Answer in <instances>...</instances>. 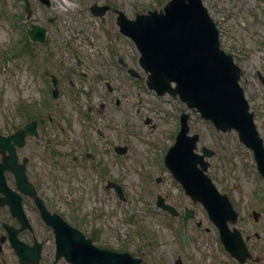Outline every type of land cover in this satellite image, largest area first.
I'll use <instances>...</instances> for the list:
<instances>
[{
  "label": "rangeland",
  "instance_id": "374dc122",
  "mask_svg": "<svg viewBox=\"0 0 264 264\" xmlns=\"http://www.w3.org/2000/svg\"><path fill=\"white\" fill-rule=\"evenodd\" d=\"M65 1L69 6L62 9L55 0L50 6L29 0L33 15L27 20L23 0H0V134L16 133L39 114L52 119L47 125L57 130L62 147L71 155L80 157L86 141L98 147L94 160L102 158L108 169L102 187L97 186L89 157L83 179L77 177L71 182L73 159L65 168L68 177L62 179L64 186L75 188L76 197L81 199L82 223L86 218L95 220L96 226L89 224L91 221L88 225L99 228L96 245L127 250L144 258L143 264H175L177 255L182 257V264H234L235 260L220 248L218 232L202 205L193 204L164 163V154L178 133L180 114L191 110L177 96H158L146 86L135 43L119 32L114 11L99 17L90 11L95 2L110 4L133 18L136 12L161 9L166 0ZM203 3L220 30L221 46L242 68L241 84L264 137V0ZM31 23L45 26L47 37L42 44L32 41L31 45L29 40L26 48L32 49L30 55L24 54L22 44L28 41ZM129 68L137 70L139 76L131 77ZM53 77L58 80L57 97L51 92ZM189 120L191 133L200 134L197 150L200 152L203 145L215 150L216 155L208 158L212 164L208 172L218 189L228 191L240 212L237 226L259 246L255 254L264 257V196L253 152L238 140L236 131L215 130L199 113H191ZM39 131V135L27 137L22 155L31 157L34 174L30 177H38L50 197L51 190L59 185L52 162L41 154L33 157L31 152L46 153L47 143L56 134H48L41 126ZM116 145L128 146L127 152L117 153ZM52 150L55 154L54 147ZM38 171L42 174L36 176ZM107 179L121 184L123 198L106 186ZM92 181L97 183L94 189L90 187ZM158 194L177 206L180 215L170 217L157 209ZM186 206L196 210L187 228L182 222ZM254 209L262 212L257 222L251 216ZM199 219L203 221L201 227L196 225ZM256 231L260 239L254 237Z\"/></svg>",
  "mask_w": 264,
  "mask_h": 264
},
{
  "label": "water",
  "instance_id": "95a60500",
  "mask_svg": "<svg viewBox=\"0 0 264 264\" xmlns=\"http://www.w3.org/2000/svg\"><path fill=\"white\" fill-rule=\"evenodd\" d=\"M43 1L49 3L48 0ZM106 7L98 11L92 7V10L96 14L103 13ZM27 8L31 15L29 3ZM164 8L150 11L149 14H138L133 20L128 19L123 11L119 12L121 32L137 43L142 54L140 64L149 72L148 86L158 94L171 92L179 95L188 107L200 111L203 118L211 119L218 130L237 129L239 139L255 152L259 170L264 175L263 139L258 135L239 84L240 68L229 53L220 49L218 29L209 17L207 8L202 0H170ZM45 32V27L33 25L30 36L43 41ZM132 73L136 74L133 70ZM172 82L176 85L172 86ZM188 116L182 114V127L176 144L167 154L166 164L181 180L191 198L203 203L231 253L245 261L249 253L240 232L237 229L231 231L228 226L229 221H236L237 212L227 196L218 193L210 178L204 174L208 164L203 161L202 155L194 153L199 135H188ZM20 134L0 136V151L11 148L10 156L0 166L14 170L18 183L29 188L28 184L25 185L28 182L23 168L16 167L13 162L15 150L11 140L14 138L20 144L17 139ZM120 151L124 152L125 149L121 148ZM191 215L192 210H188L186 219ZM122 256L117 255L119 264ZM127 259L123 264L141 262V259L130 258L129 255Z\"/></svg>",
  "mask_w": 264,
  "mask_h": 264
},
{
  "label": "flooded vegetation",
  "instance_id": "af4514ba",
  "mask_svg": "<svg viewBox=\"0 0 264 264\" xmlns=\"http://www.w3.org/2000/svg\"><path fill=\"white\" fill-rule=\"evenodd\" d=\"M96 76V75H95ZM31 119H36L38 122V131H39V126L43 128L47 133H53L54 135L56 134V138L52 140V142L49 141L46 145V153H44L43 150H38L36 154L31 152V155L37 156L38 154H41L40 156H43L42 158H50L52 157V160H54L55 165L52 164V172H54V176L56 177L57 182L59 185L57 188L54 190H51V196L49 197L45 191H44V183L38 180V177H30V174H34L32 172V163L33 161L31 160V157L28 154H24L22 148L26 150V145H27V140L29 136L31 135H24V145L20 148H18V155L21 160L27 158V166H26V172L28 173L29 179L35 183L36 188L38 190V193L41 195L43 198L45 204L47 205L49 211H52L54 213H58L60 216H63L72 227H76L80 229L82 232H84L89 238L92 239L94 243L98 241V231L97 228H92V225H88L89 220H85V223H82L80 218L82 217L81 215V210H80V198L76 197V194L74 193L75 188L68 189L66 186H64L63 178L68 177L65 174V168L67 166V163H69L70 159H73L75 162V166L71 169L72 172V177H71V182L73 179L79 177L83 178L84 177V171L86 168V163L87 161L85 160L86 158L89 159L91 158L92 160L90 161L89 167L93 170H95L98 178V186L102 187V183L104 182L105 175L108 171L107 167L104 166V163L101 161V159H98L97 162L95 163L94 159V154L90 153V146L88 144V141L84 142V148L81 150V156L77 157L76 155H71L69 153V149H65L62 146L64 143H60V137H57V130L52 128L50 124L47 125V122L50 123L52 119H45L44 117H41L39 114L35 115L34 118ZM29 122V121H27ZM27 122H25L20 128H22ZM46 122L45 125H43ZM53 129V130H52ZM41 132V131H39ZM46 133V134H47ZM10 134V133H9ZM39 135V133H38ZM54 147L55 149V154L54 150L52 148ZM64 149V151L62 150ZM21 150V152H20ZM62 151L63 154H59L58 152ZM50 154H53V156H50ZM39 156V158H40ZM85 157V158H83ZM89 157V158H88ZM2 156H0L1 160ZM38 167H40L38 165ZM39 172V171H38ZM7 178L6 182L11 186L12 190H17L16 184H15V178L12 173L6 172ZM51 173V172H50ZM49 173V174H50ZM39 174H42L41 172L35 174L38 176ZM101 174V175H100ZM10 177V181H13V186L8 183V180ZM102 177V180H101ZM109 180V179H107ZM93 181L92 184L90 185L93 186ZM74 185V183H73ZM106 185V184H103ZM75 186V185H74ZM107 186V185H106ZM76 187V186H75ZM93 188V187H92ZM21 195V202L20 204L17 203V197L18 195H12V194H6L5 189L3 190L0 187V264H23L19 261V255L15 252L14 247L11 245V242L9 241V231L7 230L6 223H9L12 225V230H19L17 233V237L21 240L24 241L28 245H33L36 242L41 243V256L39 259L40 264H49L50 261H53L54 263L60 262V261H66L65 257H61L58 260L54 261L56 255H57V250H56V239H55V231L52 226H49L46 222L42 220V217H40L39 210L37 206L34 204V199L32 195L30 194H25V193H20ZM23 210L26 218V223L22 225V222L17 218V210L19 207ZM35 212H38L39 217L36 216ZM66 216H65V215ZM93 221H91L89 224H92ZM80 224H82L80 226ZM85 226L87 228L85 229ZM89 228V229H88ZM241 229V228H240ZM242 231V229H241ZM70 237L73 239H78V236L76 233H69ZM249 234V233H246ZM256 239H260V236H255ZM251 237L248 239V244H249V249L251 253L254 254V257H259V261H254L253 259H249L248 261L245 262L247 264L248 262H251V264H261L264 260V257L261 254H255L256 249L259 248L257 244L251 241ZM51 255V256H50ZM54 257V259L52 258ZM52 258V260H51ZM68 262V261H67ZM27 264H33V263H27ZM236 264V263H235Z\"/></svg>",
  "mask_w": 264,
  "mask_h": 264
},
{
  "label": "bare ground",
  "instance_id": "6f19581e",
  "mask_svg": "<svg viewBox=\"0 0 264 264\" xmlns=\"http://www.w3.org/2000/svg\"><path fill=\"white\" fill-rule=\"evenodd\" d=\"M55 1H60V7L61 8H63L64 9V7H66V6H69L68 4H67V1H63V0H55ZM35 253H37V251L35 252Z\"/></svg>",
  "mask_w": 264,
  "mask_h": 264
}]
</instances>
